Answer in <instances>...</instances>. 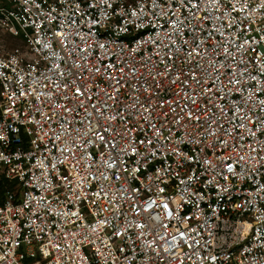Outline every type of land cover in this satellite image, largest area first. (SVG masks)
<instances>
[{
	"label": "built area",
	"instance_id": "built-area-1",
	"mask_svg": "<svg viewBox=\"0 0 264 264\" xmlns=\"http://www.w3.org/2000/svg\"><path fill=\"white\" fill-rule=\"evenodd\" d=\"M0 264H264V0H0Z\"/></svg>",
	"mask_w": 264,
	"mask_h": 264
},
{
	"label": "rangeland",
	"instance_id": "rangeland-1",
	"mask_svg": "<svg viewBox=\"0 0 264 264\" xmlns=\"http://www.w3.org/2000/svg\"><path fill=\"white\" fill-rule=\"evenodd\" d=\"M0 43L4 44L5 51H10L14 47L22 46V41L20 40L19 36L13 37L7 34H3L2 32H0Z\"/></svg>",
	"mask_w": 264,
	"mask_h": 264
},
{
	"label": "trees",
	"instance_id": "trees-1",
	"mask_svg": "<svg viewBox=\"0 0 264 264\" xmlns=\"http://www.w3.org/2000/svg\"><path fill=\"white\" fill-rule=\"evenodd\" d=\"M20 40L22 41V44H23V40L22 38H20ZM12 183L6 181V180H1L0 181V201H2V193L4 191V189L6 188H11L12 187Z\"/></svg>",
	"mask_w": 264,
	"mask_h": 264
}]
</instances>
